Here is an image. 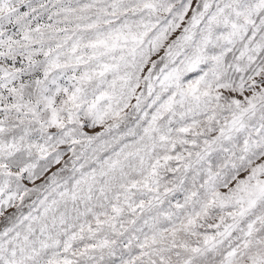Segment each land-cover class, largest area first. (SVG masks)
<instances>
[{
    "label": "snow or ice",
    "instance_id": "snow-or-ice-1",
    "mask_svg": "<svg viewBox=\"0 0 264 264\" xmlns=\"http://www.w3.org/2000/svg\"><path fill=\"white\" fill-rule=\"evenodd\" d=\"M0 264H264V0H0Z\"/></svg>",
    "mask_w": 264,
    "mask_h": 264
}]
</instances>
